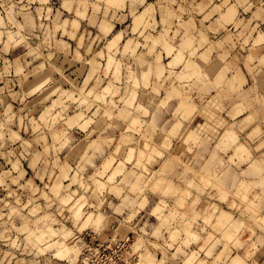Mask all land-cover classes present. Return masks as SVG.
Wrapping results in <instances>:
<instances>
[{"label":"rangeland","instance_id":"374dc122","mask_svg":"<svg viewBox=\"0 0 264 264\" xmlns=\"http://www.w3.org/2000/svg\"><path fill=\"white\" fill-rule=\"evenodd\" d=\"M0 264H264V0H0Z\"/></svg>","mask_w":264,"mask_h":264}]
</instances>
